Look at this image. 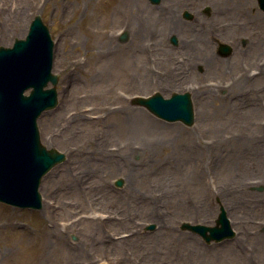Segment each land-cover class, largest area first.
I'll use <instances>...</instances> for the list:
<instances>
[{"label":"rangeland","instance_id":"374dc122","mask_svg":"<svg viewBox=\"0 0 264 264\" xmlns=\"http://www.w3.org/2000/svg\"><path fill=\"white\" fill-rule=\"evenodd\" d=\"M117 1L0 0V47L37 15L49 30L57 104L37 128L65 155L42 177L40 209L0 203V264H264V12L256 0H137L128 24ZM185 91L191 126L131 103ZM220 206L232 238L180 229L213 226Z\"/></svg>","mask_w":264,"mask_h":264},{"label":"water","instance_id":"95a60500","mask_svg":"<svg viewBox=\"0 0 264 264\" xmlns=\"http://www.w3.org/2000/svg\"><path fill=\"white\" fill-rule=\"evenodd\" d=\"M149 1L160 3V0ZM257 5L264 12V0H257ZM183 17L192 16L184 11ZM126 38L123 33L120 41ZM170 42L175 45L176 37L171 36ZM53 47L49 30L38 15L31 21L24 39H15L11 47H0V202L21 209L42 207L39 193L42 177L65 160L64 153L42 145L37 128L41 113L57 104L58 78L52 73ZM217 51L227 57L232 49L220 43ZM28 90L29 94L25 95ZM131 103L166 122H180L185 126L194 123L189 92L173 93L168 98L159 93L137 96ZM121 184L120 179L115 181L117 187ZM180 229L200 236L207 244L234 236L223 207L219 208L213 226L184 222Z\"/></svg>","mask_w":264,"mask_h":264},{"label":"bare ground","instance_id":"6f19581e","mask_svg":"<svg viewBox=\"0 0 264 264\" xmlns=\"http://www.w3.org/2000/svg\"><path fill=\"white\" fill-rule=\"evenodd\" d=\"M137 0H118L117 1V8L120 10V11H122L123 13V17H124V19H125V21H127L128 22V24H133V22L134 21H136L137 20V17H136V14L134 13V8H133V6H134V3L136 2ZM229 1H233V0H229ZM241 1H243V0H241ZM251 7V5H249V8ZM258 17V19L257 20H259L260 22H262V17H260V16H257ZM260 18V19H259ZM233 25H236V24H233ZM264 33V32H263ZM256 35L257 36H261L262 38H264V35H259V34H257L256 33ZM129 55V54H128ZM134 55H129V63H134L133 62V59L135 58V57H133ZM103 58H105L104 59V66H103V68H102V70L101 71H105V70H110L111 68H112V64H114L115 62V56L114 55H106L105 57H103ZM126 69V72L127 73H131L132 72V70H130V68L129 67H126L125 68ZM145 69H146V67H145ZM147 70V69H146ZM145 77L148 75V71H145ZM131 76H132V74L130 75V78H131ZM188 161V159L186 160V162ZM174 188H176V189H179L180 188V186L179 185H174ZM229 222H230V225H231V227H233L232 226V222H231V220H230V218H229ZM65 264H73L71 261H69V262H67V263H65Z\"/></svg>","mask_w":264,"mask_h":264},{"label":"flooded vegetation","instance_id":"af4514ba","mask_svg":"<svg viewBox=\"0 0 264 264\" xmlns=\"http://www.w3.org/2000/svg\"><path fill=\"white\" fill-rule=\"evenodd\" d=\"M234 90V89H233ZM257 91V90H256ZM255 91V92H256ZM259 91V90H258ZM232 92H234V91H232ZM247 94H248V92L247 91H244V95L242 96V98H241V96L239 97V95H237V93H234V95L238 98V99H240V100H244V96H247ZM256 97H255V99H253L254 100V102H260V99H259V96H260V94H259V92H256Z\"/></svg>","mask_w":264,"mask_h":264}]
</instances>
